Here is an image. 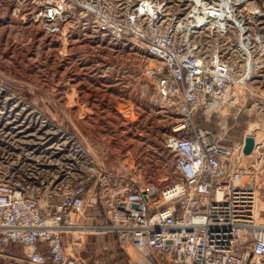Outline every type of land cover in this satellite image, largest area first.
I'll return each mask as SVG.
<instances>
[{
    "label": "built area",
    "instance_id": "obj_1",
    "mask_svg": "<svg viewBox=\"0 0 264 264\" xmlns=\"http://www.w3.org/2000/svg\"><path fill=\"white\" fill-rule=\"evenodd\" d=\"M10 1L13 11L29 14L38 6L35 19L51 34L60 32L73 5L101 34L134 38L146 58L142 73L180 117L163 140L174 178L157 189L99 166L79 140L62 134L54 142L51 129L38 134L30 121H19L21 112L48 111L10 85L16 77L0 81V116L9 115L0 122V255L13 245L22 252L5 256L17 264H87L67 245L68 233L81 232L111 235L108 240L119 243L110 264L120 257L121 264H264V220L253 166L241 163L244 138L226 144L193 120L198 108L215 107L218 99L234 103L236 87L261 96L247 85L250 44L261 40L240 12L247 0H189L173 10L167 0ZM201 32L233 37L243 61L225 54L227 47L203 51L195 42ZM9 148L16 162L9 161Z\"/></svg>",
    "mask_w": 264,
    "mask_h": 264
},
{
    "label": "rangeland",
    "instance_id": "obj_2",
    "mask_svg": "<svg viewBox=\"0 0 264 264\" xmlns=\"http://www.w3.org/2000/svg\"><path fill=\"white\" fill-rule=\"evenodd\" d=\"M99 2L108 5L110 0ZM167 4L173 10L189 6V0H167ZM28 10L13 11L10 0H0V81L16 77L18 81L10 85L48 111L43 115L21 112L19 121H30L38 134L51 129L54 142L62 134L79 140L99 166L111 172L121 170L133 181L153 183L158 189L174 178L173 156L163 148V140L180 116L167 101L157 98L153 81L142 73L146 58L141 44L130 36L101 34L78 6L68 9L58 34L41 28L35 19L38 6H33L35 14ZM240 12L261 33V40L250 44L255 68L247 85L262 97L236 87L234 103L226 105L218 99L215 107L198 108L193 120L226 144L247 135L260 143L241 163L253 166L260 219L264 220V0H247ZM195 39L206 53L211 46L227 47L225 54L237 63L243 61L233 51V37L224 41L221 36L201 32ZM8 116H0V122ZM9 151H14L9 161L16 162L17 152ZM121 160L126 161L125 168ZM9 166L17 172L18 166ZM108 239L111 235L70 232L67 245L87 264H110V251L121 247ZM2 248L0 264H17L5 255L22 250L13 245ZM122 259L114 258L111 264H121Z\"/></svg>",
    "mask_w": 264,
    "mask_h": 264
},
{
    "label": "bare ground",
    "instance_id": "obj_3",
    "mask_svg": "<svg viewBox=\"0 0 264 264\" xmlns=\"http://www.w3.org/2000/svg\"><path fill=\"white\" fill-rule=\"evenodd\" d=\"M83 37V36H82ZM246 63H244V67L246 66L245 65ZM254 68H255V60H252V63L250 62L249 63V65L247 66V67H245V70L247 71V75L249 76V78L251 77V73H254ZM244 70V72H243V75H242V77L244 78V76H245V71ZM245 139V138H244ZM244 139H243V141H244ZM254 143H255V145H256V139L254 138ZM254 151H255V147L251 150V152L250 153H248V154H245V156H250V155H252V153H254ZM84 228H87V230H89L88 232H90V231H93L94 230V228H92V227H84ZM84 228H83V230H84ZM86 232V231H85Z\"/></svg>",
    "mask_w": 264,
    "mask_h": 264
},
{
    "label": "water",
    "instance_id": "obj_4",
    "mask_svg": "<svg viewBox=\"0 0 264 264\" xmlns=\"http://www.w3.org/2000/svg\"><path fill=\"white\" fill-rule=\"evenodd\" d=\"M244 142L245 144H244L243 152L245 154H248L251 152V150L254 147V137L252 135H247L245 136Z\"/></svg>",
    "mask_w": 264,
    "mask_h": 264
}]
</instances>
